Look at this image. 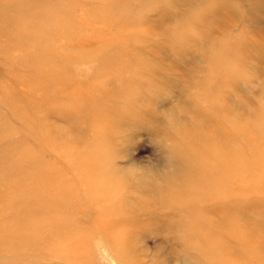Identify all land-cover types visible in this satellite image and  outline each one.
Here are the masks:
<instances>
[{
  "label": "rangeland",
  "instance_id": "obj_1",
  "mask_svg": "<svg viewBox=\"0 0 264 264\" xmlns=\"http://www.w3.org/2000/svg\"><path fill=\"white\" fill-rule=\"evenodd\" d=\"M119 1L124 4L120 6L121 8L116 7L117 13L123 12L122 24L114 26L109 25L103 19H97L94 22L88 20L81 28L75 25L68 33L60 34L57 31L66 19V17L59 19L61 15H65L66 12L73 13V16L86 20L91 17L93 12L103 11L105 5L96 0H30V3L27 0H0V161L3 160V153H8V157L18 153L19 150H25L36 155L32 162L33 166H51L59 172V175H50L52 183L50 186H46L44 191L54 194L60 192L65 195L54 202L50 208V204L44 208L54 218L60 216L71 203L70 217L74 219L76 225L68 229L74 230L78 235L88 232L86 236L90 240V246L87 247L86 244H83L74 255L75 259H72L71 264H85V262L100 264L101 260L106 264H124L115 258L111 248L123 253L132 251L141 261V263L137 262L134 258L131 261L130 257L126 256L128 264H143L141 253L145 251L155 253L162 264H188V258L181 255L183 249V244L179 239L181 237L193 246L194 254L199 248L196 257L197 264H223L225 260L232 264H259L254 259L245 258L243 260V257L235 255L227 257L222 252L214 257V261L211 259L204 263V234L209 232L207 230H188L186 225L189 223V216L185 212L171 207L161 209L162 199L152 206L154 211L150 209L141 211L132 206L136 202L133 191L153 194V184L129 187V196L126 198L129 200L130 208H125L119 213V216L113 217L114 221L118 222L116 221L117 223L111 228L112 235L103 239L102 229L96 226L99 214L93 208V203L89 204L91 208H88L87 213L81 212L79 202L82 197L87 198L90 191L85 186H78L79 184L71 186L81 177H78L77 171L69 166V156L65 152V148L58 143L54 147H49L47 140L40 139L37 132L29 129L26 121L37 110L39 115L44 116L45 128L55 131L56 139L57 137L62 139L64 137L77 138L85 133L88 136V141H92L94 137H97L95 130L99 129V126H107V124L104 125L105 122L103 123L104 118L101 115L98 116L95 110V102L102 97L98 94L99 86L97 87L96 80L104 77L113 79L114 77L108 72L105 73V68H100L101 64L107 66V63L111 64V61L107 60L106 62L98 55L107 54L110 58L114 56L122 61L136 54L139 51L136 45L142 42L144 43L143 55L145 57V60L142 61L146 64V61L154 63L156 60H161L167 75L163 83L164 80L159 79L161 75L153 72V67L146 64L147 68H150L148 75L153 77V81L146 80L143 73V78L140 77V81L145 80V82H142L140 87V82H138V85L135 86L136 91L132 89L129 97L120 95L128 100L137 93L136 96L139 98L137 107L143 114L140 123L129 121L128 124L127 122L126 127H123L119 136L116 137L113 146L115 149L113 161L105 165V167L109 166L108 170L114 172L118 168L125 171V168L129 166L151 167L157 170L156 180L159 182H171L174 178H178L177 174L183 165H190L194 161L193 154L190 156L185 152L187 149H192L193 141L185 143L188 133H182V137H180L175 132L169 134L171 142L166 151L158 143V138L164 131L161 113L177 104L185 109V122L179 128L180 132L183 130L193 132L195 128L200 130L198 120H201L213 129L220 128L214 132H207L205 137L210 138V142L220 144L221 147L232 142L225 144L226 134H230L231 138L234 137L233 141L236 145L248 146L247 141L264 142V136L254 129L258 117L251 115L253 110L258 108L255 96L260 94V88L256 86L264 85V54L258 55L257 49L251 51L252 57L245 58L243 62L242 75L247 77L232 80L234 84H228L226 81L233 74V66L236 63L233 62L219 68L220 77L214 78L210 87L211 93L218 96V100L226 95L230 117H226L222 124L220 117L215 116V114L218 116L216 102H209L203 96L197 98L195 103L192 98V95L198 90L200 81L210 75L208 74L209 58L203 50L202 38L196 36L192 41L194 51L190 50L185 56L176 59L174 54L168 51L166 43L160 47L155 44L161 38L162 29L158 23L163 19L161 12L165 9L150 8L158 7L161 3L158 0H147L148 5L144 7L140 0ZM164 1V3L168 2V0ZM225 1L230 4H227L221 11V20L212 28L211 37L220 41L229 33L242 30L253 43L264 48V0ZM15 2L23 3L16 4ZM200 4L203 9L206 6V0H172L167 10L171 9L173 12L181 13L184 10H197ZM248 8V20L237 15L247 12ZM169 25L174 26V23L169 22ZM80 49L86 52L102 51L98 52L97 57L78 61L75 53ZM61 55L66 59L60 60L64 69L57 75L51 71V67L60 66ZM239 63L241 61L237 64ZM173 64L176 67L170 69ZM99 69L102 71L100 75H98ZM229 70L230 75L223 74ZM188 71L191 75L193 74L195 80L189 79L196 81L197 84L189 82ZM136 76H134L133 82H136ZM55 78L59 79V88L56 86L45 87L47 81ZM109 82L105 88H113L119 94H123V83L110 80ZM151 82L153 83L151 84ZM77 85L84 89L83 91H86L88 95L92 93L96 95L92 103L88 101L84 109H80L78 105V92H75ZM102 85L104 84L101 83ZM199 90L202 92L201 87ZM50 96H53L54 105H48L46 102ZM202 103L206 104V107H201ZM221 115L224 117L222 113ZM243 117H250L248 121H245V126L241 122ZM78 118L82 120L79 126H77ZM234 119L240 120L236 128L237 133H241L245 128L244 134L235 135L231 129L224 125ZM231 127L235 128V124H232ZM262 127L264 129V125ZM251 130L253 131L250 133ZM199 135L196 136L197 139L202 137V134ZM179 151L184 153L186 160L178 154ZM97 169H99V165L92 172L94 173ZM7 170L13 176L15 175L17 180H22L25 176L21 168L11 166ZM184 170L181 176L186 175ZM199 170L200 168H197L196 173ZM252 170L254 171L232 170L229 176H225L224 173L223 176L224 181L233 180L238 184L242 183L246 188V194H236L237 196H233L229 203L237 202L232 206L243 208L244 212L249 210L254 213L258 209L264 210V164L256 161ZM60 171H63L64 174H60ZM103 179L105 182L109 181L108 176H104ZM6 180L7 176L2 175L0 178V228L7 225L4 229L7 231L0 230V264H68L69 262L63 259L55 248V244L61 241L59 236L62 231L59 230L61 221L57 223L55 220L49 227L43 223L34 225L35 220L38 221L39 216L44 213V209L36 206L35 212H32L31 209L24 212L20 196L12 190V185L5 183ZM43 185L45 186V184ZM13 192L16 199L12 198ZM33 197L31 196L28 200L32 201ZM88 203H91V200L87 198ZM203 203L205 206L203 213L207 219L215 220L218 224L227 220L231 212L239 211L230 209L229 214L223 216L220 212L217 213L213 206L220 209H224L223 207L211 204L209 200ZM210 204L211 206L207 207ZM242 215L239 214L236 217ZM256 216L260 220L258 222H264V211H260V214ZM11 221L15 223V226L11 225ZM239 222L243 227L250 225L244 217L239 218ZM23 224H25L24 228L18 230L19 227L16 226ZM16 230L18 231L15 232ZM119 230H123L125 233L123 244L119 242L116 244L114 241L115 236H121L124 239L122 233L117 232ZM29 231H33L32 234L36 237V240L30 245L25 244L23 240ZM23 233L25 235L20 237V234ZM214 235L211 234L213 237ZM129 236L128 243L130 245L127 243ZM11 242L17 246L16 249L13 248ZM6 243L9 246L8 250H4ZM227 245L230 244L227 243ZM223 250L227 251L225 248ZM259 250H263L260 255L263 262L264 247ZM175 252L177 253L173 254Z\"/></svg>",
  "mask_w": 264,
  "mask_h": 264
},
{
  "label": "bare ground",
  "instance_id": "obj_2",
  "mask_svg": "<svg viewBox=\"0 0 264 264\" xmlns=\"http://www.w3.org/2000/svg\"><path fill=\"white\" fill-rule=\"evenodd\" d=\"M27 1L30 3V0ZM96 1L105 5L103 11H95L96 13L93 12L91 17H88L86 20L73 16V13L68 14L66 12L65 15H61L59 17V19L61 17H66V19L64 20V22H62V25L60 29H58L57 33H68V31L71 30L75 25H77L78 28H81L82 25L85 24L88 20L94 22L97 19H103L109 25L114 26H118V24L123 23V12H116V7L121 8L120 6L124 5L123 2L119 0ZM140 1L142 2L144 7L148 5L147 0ZM158 1L159 3H161V5L158 7H151L150 9L164 8L165 10L161 12L163 18L160 21L161 23H158L159 26L161 25L162 29L160 33L161 38L155 44L160 47L163 43H166L169 49L168 51L172 52L174 54V57L178 59L182 56H185L186 53H188L190 50L192 52L194 51V45H192V41L195 40L196 36L202 38L201 43L203 46V50L209 58L208 74L210 75L206 76L200 81V85L199 87H197L198 90L195 94L192 95V98L193 100H195V103L197 102V98H201L203 96H205L209 102H216V110L218 111V116L216 114L215 116L217 118L220 117L219 119L223 124L226 117H230V110L227 106L226 95H224L222 99L218 100V96H214L211 93L210 85H212L213 79L220 77L219 68L221 66H227L233 62L238 63L239 61H241L239 65L243 68V62L245 58L252 57L251 51L257 49L259 51L258 55L260 53L264 54V48H262L261 45L258 46L256 43H253V41L248 38V35H245V40L233 50L232 38L229 36V34L221 38L220 41H217L211 37L212 28L221 20V11L227 6V4H230L225 0H206V6L203 7V15L201 16L199 22L195 25L196 34H190L183 39L173 38V31H175L176 36H179L186 27L187 16H189L190 12L194 10H184L181 13H176L171 9L167 10V8L170 7L168 5L171 4L172 0H168V2L166 3H164V0ZM15 3L20 4L23 2ZM199 6V9H201V4ZM248 11L249 8L247 9V12H242L237 15L240 18L248 20ZM90 13L91 11L89 12L88 16L90 15ZM142 21L143 18L141 19V22ZM169 22L174 23V26H170L171 24L169 25ZM136 47L139 51L136 52V54H134L133 56H130L128 59H124L122 61L114 56L110 58L107 54L98 55V57H101L102 60H106V62L107 60L109 62L111 61V64L107 63V66L101 64L100 68H105V73L108 72L109 75H113L114 77L113 79H110L111 77H104L101 79L98 78L96 80V82H98L97 87L99 86V88L97 89L99 91L98 94L102 97L95 102V110L98 116L101 115V117L104 118L103 123L105 122L104 125L107 124V126H99V129L95 130V135L97 137H94L92 141H88V136L85 133L82 134V136H77V138L70 139L64 137V139H62L57 137L56 139L54 135L55 131H49L45 128L44 116L39 115L37 110H35L32 117L28 118L26 121L29 129H31L33 132H37L40 135V139H44L45 141L47 140L49 147H54L58 143L61 147L65 148L64 150L68 153L69 156V166L77 171L78 177H81V179L76 180L75 183H72L71 186H77L79 184L78 186H85L90 191L87 198L88 200H91V203L87 204V198L85 196L82 197L81 202H79L81 212L87 213L88 208H91V205L89 204L93 203V208L99 214V221L97 223L98 225H95L98 228L102 229L101 232L103 239H106L112 235L111 228L113 225H115V223L118 222L117 220V222L114 221L113 217H116L115 215L119 216V213L125 210V208H130L129 200L128 198H126L127 196H129L128 193L130 191V186L127 183L125 171L117 168L114 170V172H111L110 170H108L109 166L105 167V165H108L113 161L112 158L115 153V149L113 148V146L115 144L116 137L119 136L123 127L125 128L127 122L129 124V121H132L134 123L141 122V116L143 113L141 109L137 107L139 99L136 96L137 93L128 100H126L124 97H129L130 91L132 89H135V86L138 85V82H140L139 87L140 85H142V82H145V80L140 81V77L143 78V73L146 80L153 81V77L148 75V71L150 70V68H147L146 64L149 67H153V72H157V74L161 75L159 78L160 80H164L167 75V72H165L166 70L164 71V67L161 64V60H156L154 63H149L146 61V64L142 61L145 60V57L143 55L144 43L139 42ZM99 51L102 50H97L95 52H86L82 49L77 50L75 53L76 60L82 61L85 59L89 60L90 58L97 57ZM64 58L66 59V57L62 55L59 58L60 66L58 65L54 68L51 67V71L53 73H56L58 75L60 74L59 72L64 69V65L60 62V60ZM175 67L176 66H174L173 64L172 68L170 67V69H173ZM230 73V70L229 72H223V74L226 76L230 75ZM100 74H102L101 70L98 75ZM135 75H137L136 82H133ZM189 78L195 80L193 74L191 75L190 71H188L187 79L189 80V82L197 84L196 81H192ZM109 80L112 82L123 83V94H119L118 91H115V89L113 88H105V85L110 83ZM232 80H237V77L234 74L228 77L226 82L228 84H231L233 83ZM58 82V78L49 80L45 83V87L56 86V88H59ZM77 82L79 81L77 80ZM162 82L164 83L165 80ZM101 83H103L104 85L101 86ZM152 83L153 82H151V84ZM115 85L117 84L115 83ZM200 87L202 88V92H200L199 90ZM83 90L84 89H81V87H79L78 85L77 88H75V92H78V105L80 109H84L88 101L92 103L93 99L96 97V95H94L93 93L88 95L86 91ZM120 95H124V97H120ZM46 102L48 105H54L53 96L48 97ZM221 113L224 115V117L221 115ZM251 115H255L258 117V121L254 125L255 131L264 136V129L262 127L264 125V110L256 108L255 110H253ZM248 118H241V122L244 123V126L245 121L249 120ZM80 119L81 118L77 119V126H79L80 121H82ZM239 121V119L229 120L224 125L231 129L232 133L235 135L244 134L245 128L241 133H237L238 131L236 130V128L239 124ZM232 124H235V128L231 127ZM198 126L200 130L198 128H195V131L193 132H187L185 130H183V132H180L179 129L176 131V133L180 137H182V133H188L185 143L188 141H193L194 144L192 149H187V151L185 152L190 156L191 154H193L194 161H192V163L194 165L192 163H190V165L184 164L183 168L177 174L178 178H174V180H172L171 182L163 181V183L156 180L155 183H153L154 193L149 195L142 190L144 192L142 194L151 196L156 203H158V201H161L159 199H162L163 205L161 206V209H169L171 207L172 209L177 208L185 212L189 216V223L186 225L188 230H207L209 232L208 234H204V263H207V261L211 259L214 261V257L218 256V254L222 252V254L226 255L227 257H229V255H235L243 257V260H245V258L254 259L259 262V264H264V261L262 262V258L260 256L261 251L263 250H259L264 247V222H258L260 220L256 216L257 214H260V211L264 210L257 208L260 211L257 210L256 212L253 211L254 213H251L249 212V210L244 212L243 208L232 206L237 204V202H232L231 204L229 203L232 197L237 196L236 194H246V188L242 183L238 184L233 180L224 181L223 176V173L225 176H229L232 170L254 171L252 170V167L256 161H260L262 164H264V142L252 143L250 141H247L246 144L248 146L236 145L233 141L234 137L231 138L230 134H226L225 144H229L231 141L232 142L229 145H224L223 147H221L220 144L210 142L211 139L205 137L207 132H214L216 130H219L220 128L213 129L210 126L205 125L201 120H198ZM247 129L250 130L248 127ZM252 131L253 130H251L250 133ZM198 134H202V137H198L197 139L196 136ZM218 137L220 138L221 136ZM58 139L60 140L58 141ZM254 139L256 140V138ZM195 148H197V150H195ZM229 153H231L232 155L230 156ZM16 154L19 156H15ZM16 154L9 155L7 157L8 153H3V160L0 161V178L2 177V175L7 176V180L5 181V183L12 185V190H14V192L18 193V195L20 196V199L23 202L24 212L27 209H31L32 212H35L36 206H38L40 209H44V213L39 216L38 221L35 220L34 225L37 226L38 224L43 223V225L49 227L50 224H52V222H54L55 220L57 221V223L61 221V223L59 224L61 227V229L59 230H62L59 235L61 237V241L55 244V248L58 250L60 256L67 262H69L68 264H71L72 259H75L74 255L78 252L79 248L83 244H86L87 247L90 246V240H88L86 236L88 232L83 235H78L75 234L74 230H69L71 226L76 225L74 219L70 217V213H72L71 203L67 206V209H65V211L60 214V216H55L54 218H52V214L47 213V210L44 208V206H49L48 204H50V208L54 204V202L65 195L60 192L54 194L53 192L45 193L44 191L45 187L50 186L52 183L50 175H59V172L51 166H33L32 162L36 155L32 154V152L19 150V152ZM178 154L181 157H184V159L186 160L185 155L182 151H179ZM98 165L99 169H97L93 173L92 170L97 168ZM11 166L21 168L23 170L25 176L22 180H17V177L15 175L13 176L7 170ZM197 168H200V170L196 173ZM183 170L186 175L181 176ZM63 171H60V174H64ZM104 176L109 177L108 182L104 181ZM43 184H45V186ZM14 192L12 194V198L16 199ZM134 193L140 192L133 191V194ZM31 196L34 197L32 201H29L28 199ZM134 198L136 199L135 195ZM207 200L211 201V204L223 207L224 209H220L213 206V209L217 213L220 212L221 214H223V216L229 214L230 209L239 211L231 212L229 214V217H227V220L225 219V216V220H223L222 223L218 224L215 220H208L203 213V210L205 209L203 202ZM211 204L207 207H210ZM150 210L154 211L152 207L150 208ZM239 214L243 215L241 217H236ZM243 217L250 223V225L246 227L240 225L239 218L242 219ZM11 225L15 226V223L11 221ZM5 226L0 228L2 232L7 231L4 230ZM24 226L25 224L16 227H19L18 230H20L23 229ZM18 230H16L15 232H17ZM117 232H121L124 237L125 233L123 230H119ZM32 233L33 231H29L27 236L23 237L25 244L30 245L36 240L35 235H33ZM211 234H215L214 237L211 236ZM23 235H25V233L20 234V237H22ZM115 237L116 239H114V241L116 244L117 242H125V237L124 239L121 236ZM129 240L130 236L127 238V243L129 242ZM227 243H229L230 245H227ZM79 244L80 246L78 247ZM11 245L14 249L17 248V246L12 242ZM8 248L9 246L6 243L4 246V250H8ZM224 248L227 249V251H224ZM112 250L115 258L118 261L121 260L124 264H128L126 256L130 257L131 261H133L134 258L137 262L141 263L139 257H137V255H134L132 251L131 253H123L117 251L115 248H111V251ZM198 250L199 248L195 251L196 257L198 256ZM176 253L177 252L173 254ZM85 264L88 263L85 262ZM223 264L232 263L225 260Z\"/></svg>",
  "mask_w": 264,
  "mask_h": 264
},
{
  "label": "clouds",
  "instance_id": "obj_3",
  "mask_svg": "<svg viewBox=\"0 0 264 264\" xmlns=\"http://www.w3.org/2000/svg\"><path fill=\"white\" fill-rule=\"evenodd\" d=\"M203 9H197L190 13L186 18V27L179 36H176L173 31V38L183 39L188 35L196 34L195 25L201 19L203 15ZM232 38V50L238 47L245 40V33L241 30L234 33H229ZM233 74L237 78H246L247 76L242 75L243 68L239 64H234ZM260 88V94L255 96L256 106L261 110H264V85H257ZM201 107H206V104H201ZM164 121L163 134L158 138V143L166 151L168 144H170V133H175L185 122V109L179 104L174 105L172 108L161 113ZM158 172L156 169L151 167H136L129 166L125 168V177L129 186L141 185L150 186L156 181ZM136 202L132 205L138 210H149L153 205L156 204L155 200L149 195H143L140 193H134ZM183 244L181 255L188 258V264H197V259L194 254L193 246L184 238H179ZM142 254L143 264H162V261L158 258L155 253L145 251ZM100 264H106L105 261L101 260Z\"/></svg>",
  "mask_w": 264,
  "mask_h": 264
}]
</instances>
